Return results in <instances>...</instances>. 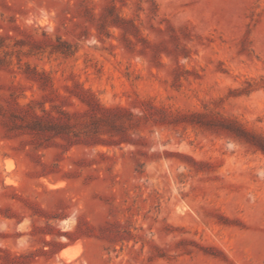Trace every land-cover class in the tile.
Segmentation results:
<instances>
[{
	"label": "rangeland",
	"instance_id": "374dc122",
	"mask_svg": "<svg viewBox=\"0 0 264 264\" xmlns=\"http://www.w3.org/2000/svg\"><path fill=\"white\" fill-rule=\"evenodd\" d=\"M0 264H264V0H0Z\"/></svg>",
	"mask_w": 264,
	"mask_h": 264
},
{
	"label": "bare ground",
	"instance_id": "6f19581e",
	"mask_svg": "<svg viewBox=\"0 0 264 264\" xmlns=\"http://www.w3.org/2000/svg\"><path fill=\"white\" fill-rule=\"evenodd\" d=\"M62 184H63L62 182H58L56 184L47 182V185H49L50 187H57ZM82 249H83L82 245L78 242L73 245L67 246L59 252L58 259L64 262H74L79 258Z\"/></svg>",
	"mask_w": 264,
	"mask_h": 264
},
{
	"label": "water",
	"instance_id": "95a60500",
	"mask_svg": "<svg viewBox=\"0 0 264 264\" xmlns=\"http://www.w3.org/2000/svg\"><path fill=\"white\" fill-rule=\"evenodd\" d=\"M64 248H65V247H64ZM61 250H62V249H61ZM61 250H60V251H61Z\"/></svg>",
	"mask_w": 264,
	"mask_h": 264
}]
</instances>
